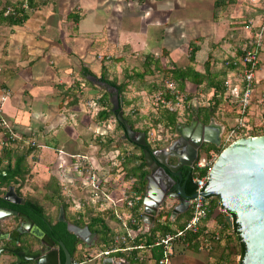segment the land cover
I'll return each instance as SVG.
<instances>
[{
  "label": "crops",
  "instance_id": "0c3cea01",
  "mask_svg": "<svg viewBox=\"0 0 264 264\" xmlns=\"http://www.w3.org/2000/svg\"><path fill=\"white\" fill-rule=\"evenodd\" d=\"M9 1L26 4V0H0V8ZM263 7L264 0L255 6L248 0H34L32 8L26 7L27 18L22 23L0 20V95L6 90L2 114L12 131L21 137V150L32 149L26 157L29 173L22 187L20 178L17 179V190L26 197L25 181L30 174V182L39 185L52 179L62 189L73 212L84 216L91 206L100 211L80 183L82 178L76 165L81 156L101 170L106 186L116 197L132 185L135 178L126 176L132 165L126 155L131 151L121 147L101 149L86 135L90 117L86 114L87 104L83 103L87 94L83 78L90 80L88 75L81 76L82 68L94 75L101 73L102 66L105 71L111 67L136 70L133 61L138 59L141 64L147 55L157 59L161 69L171 65L191 66L203 72L208 63V69L212 66L211 76L218 82L228 81L229 85H224L220 95L223 111L214 112L211 118L222 133L229 129L239 117L237 101L229 93L235 82L234 71L229 64L221 72L215 68L221 56L226 54L230 59L225 64H232L241 55L242 44L250 34L245 25L249 20L256 22ZM192 45L197 50L190 61ZM219 86L223 87L220 83ZM201 90L204 91L201 95L213 97L214 88L206 85V80L199 85L185 81V92H193L195 96ZM263 95L255 86L253 101ZM249 113L246 119L250 118ZM109 161L114 166L106 171ZM42 168L49 169L46 177L33 173ZM143 195L141 205L137 203L132 211L142 227L140 232H146L149 225ZM74 200L79 201V207ZM208 202L209 212L200 232L188 233L174 241L171 264H239L237 233L227 222L219 198L211 195ZM168 203L166 209L175 202ZM117 209L120 213H131L125 207ZM106 211L112 213L110 209ZM186 218L184 215L179 222ZM108 223L114 226H110L114 235L123 233L121 222L114 216ZM176 226L171 225L172 229ZM214 233H218L219 239L208 237ZM126 253L132 257L145 255L144 264H153L149 247ZM14 260L16 257L9 253L0 254V264Z\"/></svg>",
  "mask_w": 264,
  "mask_h": 264
},
{
  "label": "water",
  "instance_id": "95a60500",
  "mask_svg": "<svg viewBox=\"0 0 264 264\" xmlns=\"http://www.w3.org/2000/svg\"><path fill=\"white\" fill-rule=\"evenodd\" d=\"M95 84L103 86L110 93L111 110L125 129V137L142 146L145 164L149 169L145 176L146 187L143 195L146 222L153 225L160 208L170 203V218L188 210L189 199L195 194L215 195L226 209L229 224L233 220L238 225L239 235L245 245L242 264H264V133L240 136L225 145L215 157L207 172V183L198 193L188 194L185 183L191 168L200 159L202 144L221 145V127L211 118L207 124L193 117L189 123L176 125L178 137L166 147L150 150L146 147L145 132L135 130L124 117L122 98L116 88L107 86L100 77L88 75ZM188 173L183 177L180 169ZM8 170L0 171V179ZM177 178V179H175ZM0 189L5 190L1 187ZM1 199L8 203L22 204L24 198L16 194L13 185H9ZM59 208L58 220L66 223L67 231L73 233L85 246H91L97 236L87 225L79 226L63 217ZM11 216L22 218L16 227L9 221ZM21 234H30L43 246L40 249L24 251L18 243ZM12 239L15 245L0 246V254L11 253L16 262L33 261L34 264H72V256L62 241L57 246L35 222L26 214L0 206V244ZM60 249L64 261L59 257ZM101 264H131L125 259L115 260L114 256H105Z\"/></svg>",
  "mask_w": 264,
  "mask_h": 264
},
{
  "label": "trees",
  "instance_id": "16d2710c",
  "mask_svg": "<svg viewBox=\"0 0 264 264\" xmlns=\"http://www.w3.org/2000/svg\"><path fill=\"white\" fill-rule=\"evenodd\" d=\"M25 2L26 4H24L23 6L22 1L14 2V3L9 1L7 4H5L3 7L0 8V20H4L5 22L9 24L22 23L27 18V14L25 11L26 7L32 8L34 0H26ZM196 50H197L196 45H192L190 49V53H189L190 61L194 60V55H195ZM141 62H142L141 65L143 67L142 71L133 72L136 78L142 79L145 75L152 74L154 69H159V65H158L159 61L157 59L156 60L150 59L148 55L145 56ZM227 64H229L230 67H233V65L230 62H227ZM162 71H164L165 74H168L170 78L173 81H175L176 90L179 92L184 91L186 80L191 81L192 83L196 85H199L206 80V85H209L214 88L213 104L212 105L208 104L206 106L202 105V106L191 107L190 113L188 115V121H187L189 123L190 120L192 119V116L195 115L203 123H208L210 118L213 116L216 107L218 106L220 102V95L224 90V81L218 82L219 80H216V77H212L210 75L209 69H208V63L206 64V67L203 72L197 71L191 66L181 68V67H176L174 65H171L170 67H166L162 69ZM104 73H105V67L102 66L101 75L99 77L104 82H106L107 86L116 88L117 93L122 98V103H123L124 99L122 96V92L125 88V83H117L113 79L112 80L108 79L104 76ZM86 75H94V73L87 68H82L81 76L85 77ZM126 76L127 78H130V79L132 78V76L128 73L126 74ZM213 81H216L217 83H214ZM219 83L222 84L223 87H220V86L218 87ZM164 91H165L164 98L166 100H172L173 102L177 100L178 93L176 91L172 93L168 89ZM107 96L110 97V93L105 88V93L102 94L99 99L100 108L96 112V117L98 120H104V119L106 120L110 116H115L117 127L122 130L124 138L130 144H132L133 147H135V149L138 150L134 152L131 151L130 153L126 155V158L128 157L131 158L130 161L132 163V165L127 168L126 176H131V178L132 177L135 178L132 182L131 190L134 191L135 193L143 195L145 192V187H146L145 176L148 174L149 169L147 168L145 164L144 155L142 153V146H139L135 142H132L125 137V129L123 125L116 118V115L114 114V112L111 110V106L110 107L108 106V103H110V100H109V97L107 98ZM124 117L126 118V120L128 121V123L131 125L133 129L145 132V135L147 138V132L145 129L139 130L135 128L132 120L127 115H124ZM162 120L165 121V124L167 126L173 127V128H176V125L178 123L176 112L169 111L168 109H165L163 111L160 120H158L157 122H161ZM108 139L110 140L109 142H112L110 138ZM98 145L101 149L105 148V150L107 151L118 149V147L116 146L112 148H108L107 144L101 143V141L98 143ZM17 147H19V145L15 147L6 146V147L0 148L2 149V152H3V155L2 156L0 155V162L3 158L7 159L8 165L12 166V168L14 169V175H17L20 178V186H21L22 185L21 183H23L25 180V176L29 173V168L26 164V157L32 151V149H26V150H23L22 152H18ZM146 147L150 150H153L150 147L149 142H147ZM222 148L223 147L221 145L215 146L213 144H207L201 147V152L204 153L206 157H208V155L212 151L219 153ZM201 152H199V156L201 155ZM207 172H208V166H204V167L195 166L193 168L190 174V177L186 180V183H185V190L188 194H192L195 192V183L193 182V178L195 176H204ZM13 180L15 182H18L17 179H13ZM50 181L54 182V180L52 179H50ZM49 186L52 189H50V193L47 195V198L51 202H54L61 195L57 187V184L55 182H54V185L51 182H49L48 187ZM139 203L141 205V201ZM60 206L65 211L66 206H67L66 203H60ZM12 207L18 211L26 213L35 222L36 225H38L47 235H49L56 242V244H58L59 241H62L66 249L69 251L70 255L72 256V259H74L76 247L79 243H82V241L76 238L73 233L67 231L66 223L64 221H59L58 215L54 221L51 220V218L46 214L43 206L37 200L32 199V198H26L24 204L21 206L12 205ZM91 211L92 209H90V212ZM188 213L189 212L186 211V213L179 214L173 220H171L170 219V209L169 208L160 209L154 219L153 225L146 232L139 231L140 233L138 232L137 235L132 240L129 241V244L142 245V246L149 247L151 250V258L158 259L160 256V247L154 245L155 239L159 235L164 234L167 231H171L172 224H176L177 225L176 227H181L183 223L179 222V220L184 215L188 217L189 216ZM77 214H78L77 217H75L74 219H70V220H68L65 216L63 217L65 220L70 221L76 225H79V226L87 225L90 231L95 232L98 235L99 241L102 243L104 247H106V249H103V250H112V249L119 248V247L120 248L125 247L124 245L125 243L118 246L113 242L114 231H112V228L110 227L108 220H107L113 217L112 213L110 214L107 212L108 214L107 218L104 217L102 213H99V214L96 213L94 215L89 216L87 220H85L84 218L85 215L83 216L79 213ZM232 228L234 232L237 233V236L239 238V247H238V252L240 255L239 264H242V257L245 252V245L243 241L241 240V237L238 231V225L234 220L232 222ZM137 250H138L137 248L133 249V252L136 253ZM59 256H60L61 262H63L64 253L61 249H60ZM109 256L123 257V253H121L120 251H115V252H111ZM126 258L131 264H142L137 259H134L132 255ZM31 263L34 264L33 261L17 263L16 260H14L6 264H31Z\"/></svg>",
  "mask_w": 264,
  "mask_h": 264
},
{
  "label": "rangeland",
  "instance_id": "374dc122",
  "mask_svg": "<svg viewBox=\"0 0 264 264\" xmlns=\"http://www.w3.org/2000/svg\"><path fill=\"white\" fill-rule=\"evenodd\" d=\"M221 57H222L221 59H218L219 61L218 68H215V70H218L219 72H221L222 70H226L228 64L227 63L225 64V61L227 59H230L227 58L226 54ZM133 63L134 64L132 63L131 64L134 65L136 70L134 69L130 70L128 69V67L124 69L120 67L119 68L111 67L109 68V70L106 69L104 76L108 79L115 80L117 83H125V88L122 92V96L124 99V102L122 103L123 113L132 120L135 128L139 130H144V129L146 130L147 141L149 142L150 147L152 149H156L159 147H166L178 137V133L175 128L167 126L165 124V121L162 120L161 122H157L158 120H160L163 111L167 109L165 106H163L160 102L157 101V96L159 92L162 91L164 93L165 92L164 90H167V84L170 81L174 83L175 86L174 91L178 93L177 100L173 102V105L171 106L172 110L169 109L168 110L176 112L177 122H178L177 125L181 123H188L187 122L188 115L190 113L191 107L202 106V105L206 106L208 104L212 105L213 97L206 94L208 91L207 89L204 90L206 93H204L203 95L200 94L201 92H204L201 90L198 91L195 96L193 92L187 93L185 91L183 92L177 91L175 81H173L168 74H165L161 68L154 69L152 74H147L142 79L136 78L133 72L142 71L143 67L138 62V59L137 61H133ZM127 73L132 76L131 79L127 78L126 76ZM209 73L210 75L212 74L211 65L209 67ZM96 75L100 76L101 73ZM255 75L257 76L258 79V82L255 84V86H257V89H259L260 91H262V93H264V40H263L262 49L259 54L258 66ZM220 78H222V75L220 76ZM83 81L85 82V86L87 87L85 90L87 94L85 96V101L83 103L87 104L86 114H88L90 117L89 118L90 128L89 131L86 130V135L87 137H90L89 138L90 142L98 146V143L101 141V143L107 144L108 148H112L116 146L118 148L120 147L125 148L126 151H133V152L138 151L137 149H135V147H133L132 144H130L124 138L122 130L117 127L115 116H110L106 120L97 119L96 112L100 108L99 99L101 95L105 93V87L95 84L92 81L88 82L84 78ZM108 97L109 96H107V98ZM91 99L95 101H92ZM221 101H223V99ZM108 106L110 107L111 103H108ZM221 110H222L221 104L219 103L215 109V112L218 111L220 112ZM248 113L250 118L247 119V124L250 127V129H252L249 130V132L250 133L258 132L260 134L263 133L264 101L260 102L258 99L253 101L248 109ZM224 132L222 134H225ZM245 133L244 132L238 133V137L246 136L244 135ZM108 138H110L112 142H109L110 140ZM19 143L20 142L17 141L13 147L18 146ZM203 145H207V143L202 144V146ZM225 145L227 144L224 143L222 139L221 146L224 147ZM2 147H6V146L0 144V148ZM23 150H21V145L17 147L18 152H22ZM200 152H201V148H200ZM217 154L218 153L212 151L209 155L217 156ZM0 155L1 156L3 155L2 149H0ZM200 156L206 157L205 154H203L202 152ZM111 168L112 166L109 161V166L106 165V171H108V169L110 171ZM33 173L34 174L40 173L41 177L43 175H45L46 177V175H48L49 173V169L42 168L41 170L39 169L38 171H34ZM31 176L32 174L28 176V181L27 180L25 181V184H27L25 188L28 189L25 193L26 198H32L37 200L43 206L46 214L51 218V220L54 221L57 215L59 214V207H61L60 203H66L65 198L62 194V189L60 188L59 185H57L61 196L57 198L56 201L51 202L47 198V195L50 193V189H52L50 187L51 185L48 187V183L51 182L54 185V182L49 180L44 182L42 185L35 184L33 182H30ZM21 184L23 186V183ZM22 186L19 185V187ZM18 192L21 194V191L18 190ZM66 205L67 206L65 211L63 210L64 212L63 216H65L68 220L77 217L78 214L76 212H73L74 210H72V208L68 205V203H66ZM91 207H92L91 208L92 211L90 212L89 210L86 212L84 217L85 220H87L89 216L94 215L96 213L98 214L102 213V215L107 218L108 214L104 213L106 212V210L100 212L99 210L93 208V206ZM162 208H166V207L164 206ZM109 225L111 227H114L111 223ZM115 226H117V224H115ZM98 238L99 237L97 235L94 240V243L91 246H85L83 242L79 243L76 247L74 260L80 261L82 262V264H101L102 259L105 256L100 255V252L103 251V249H106V247L102 245V243L99 241ZM115 244L120 246L123 243L118 242ZM122 253H123V257H115L116 261L120 259H125L128 261V259L126 258L128 257V254L125 251H122Z\"/></svg>",
  "mask_w": 264,
  "mask_h": 264
},
{
  "label": "built area",
  "instance_id": "2783aa9c",
  "mask_svg": "<svg viewBox=\"0 0 264 264\" xmlns=\"http://www.w3.org/2000/svg\"><path fill=\"white\" fill-rule=\"evenodd\" d=\"M261 1L262 0H248V2L253 6L257 5ZM245 27L250 30V34L242 44L241 55L231 61L233 64V68L231 70L234 71L233 77L235 82L230 86L229 90L230 95H233L237 101V114L239 117L236 119L235 124L229 129L225 130V132L223 131L225 134L221 135V142L223 139V142L226 144H229L234 139H236L238 137V133L246 132L244 134L246 136L260 134L258 132H249V130L252 129H250L248 126L245 115L248 114V109L254 100L253 94L256 84L255 74L258 66L259 54L264 40V7L259 19L256 22L249 20ZM224 85L228 87V81H224ZM167 89L171 93L174 92L175 86L172 81L167 84ZM5 98L6 94L5 90H3V93L0 95V144L3 146L5 145L13 147L17 141L22 140L19 135L12 131L9 122L2 114V103ZM258 100L263 102L264 95ZM157 101L167 109L172 110L171 106L173 105V101L166 100L162 91L159 92ZM81 157V162L76 166L78 173H80V176L83 179H80V183L85 191H87V193L90 195L89 199L92 203L98 204L101 209L100 211L110 209L114 218L121 222V226L124 229L122 234L114 235L113 242L125 243V247H119L112 250H103L100 252V255L109 256L111 252L115 251L133 252V249H140L144 247L142 245L129 244V241L132 240L136 236L137 232L142 229L137 218L132 212L137 203L140 202L141 195L131 191V185L130 187H126L125 190H121L120 196L116 197L106 186L107 182L99 173L100 170L90 162H87L86 156ZM215 157L216 156L214 155H209V157L200 158V160L195 163L193 168L195 166H208L209 169ZM110 164L112 167L114 166L112 161ZM193 182L195 183L194 193H198L199 191L201 192L207 183V173L204 176H195L193 178ZM208 197L209 196H205L203 194H195L189 199V216L184 220L183 225L181 227H175L171 231H167L155 239L154 245L160 247V256L158 259H153L151 256L149 257L153 259V264H171L174 241L177 238L184 237L188 233L195 235L200 232L203 221L209 212ZM76 201L74 200L73 203L76 204ZM77 204L79 207V201H77ZM122 207L130 209L131 213H120L117 208ZM223 211L225 213L227 212L224 208ZM150 227L151 225H147L146 230H148ZM208 237L212 238V240L219 239L218 233H214ZM134 259H137L140 263L144 264L147 257L145 255H134ZM72 264H82V262L72 259Z\"/></svg>",
  "mask_w": 264,
  "mask_h": 264
},
{
  "label": "flooded vegetation",
  "instance_id": "af4514ba",
  "mask_svg": "<svg viewBox=\"0 0 264 264\" xmlns=\"http://www.w3.org/2000/svg\"><path fill=\"white\" fill-rule=\"evenodd\" d=\"M2 170H8V171H10V172H12V173H11V174H6V175L3 177V179H0V188L3 187V188H5V190H6L7 187H8L9 185H13L16 194H18L19 196H22L20 193L17 192V188H16V187H17V184L19 183V181H18V182H15V181L13 180V179H18L19 177H18L17 175H14V169L12 168V166H9V165H8V161H7L6 158H3V159L1 160V162H0V171H2ZM192 170H193V167H192L191 170H190V174H191ZM180 173H181V175H182L183 177H185L186 174L188 173V171H187L186 168L182 167V168L180 169ZM190 174H189V177H190ZM189 177H188V178H189ZM175 179H177V178H175ZM12 180H13L14 182H13ZM19 184H20V183H19ZM5 190L0 189V206H2V207H7V208H10V209L16 210V209H14V208L12 207V205H18V206H21V205L24 204V202H25V200H26V197H23V196H22V197L24 198V202H23L22 204H18V203H8V202L2 200V199H1V196L4 194ZM16 211H18V210H16ZM18 212H21V211H18ZM22 213H24V212H22ZM24 214H26V213H24ZM26 215H27V214H26ZM58 215H59V214H58ZM27 216H28V215H27ZM9 221L13 223V227H16V226L18 225V223H19L20 221H22V218H20V217H16V216H11V217L9 218ZM48 236H49V235H48ZM49 237H50V236H49ZM50 238H51V237H50ZM18 243L21 245V247H22V249H23L24 251L29 250V249H30V250L40 249V248L43 247V246L39 243V241H38L36 238H34L33 236H31L30 234H21V235L19 236ZM55 243H56V242H55ZM3 245L13 246V245H15V241H13L12 239H5V240H3V241L1 242V244H0V246H3ZM55 245L57 246V244H55ZM4 253H8V252H4ZM4 253H2V254H4ZM59 253H60V251H59ZM9 254H11V253H9ZM11 255H12V254H11ZM13 256H14V255H13ZM59 257H60V256H59Z\"/></svg>",
  "mask_w": 264,
  "mask_h": 264
}]
</instances>
